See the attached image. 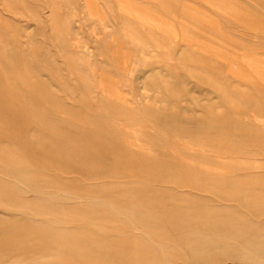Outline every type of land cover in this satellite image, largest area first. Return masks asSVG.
I'll return each instance as SVG.
<instances>
[{
    "label": "rangeland",
    "instance_id": "1",
    "mask_svg": "<svg viewBox=\"0 0 264 264\" xmlns=\"http://www.w3.org/2000/svg\"><path fill=\"white\" fill-rule=\"evenodd\" d=\"M195 1L181 33L120 42L94 34L123 22L115 0H57L75 19L0 0V264H189L177 247L264 241V0Z\"/></svg>",
    "mask_w": 264,
    "mask_h": 264
},
{
    "label": "crops",
    "instance_id": "2",
    "mask_svg": "<svg viewBox=\"0 0 264 264\" xmlns=\"http://www.w3.org/2000/svg\"><path fill=\"white\" fill-rule=\"evenodd\" d=\"M41 1V0H40ZM48 3H52L50 7L52 8L53 18H67V19H75V15L73 13L67 14L65 13V2L64 4H57V0H42ZM67 4L70 3L72 6L76 7V4L78 0H66ZM108 9H113V0H104ZM118 2L119 10L121 11V19L122 23L118 24L115 22H112V24L104 22L102 23L101 26H103L102 30L95 31L96 35H108V36H115V38L120 41V42H125L127 41L128 36H133V35H142V34H165V33H172L180 27H174L175 24H183V22H187L188 19V14H189V9L191 8L194 10L192 7L189 6V3L192 2L193 0H115ZM204 1V0H203ZM181 2V3H179ZM197 4V0L193 4ZM213 3L217 4V7H219V0H213ZM143 5V6H142ZM178 8L181 9V11H184L186 16H181L178 17L177 15L174 14L175 10ZM146 10L147 15L138 17L132 15L133 11H141V10ZM152 9L155 10L156 12L162 13L163 16H171L174 20H171V22L165 23L161 22L160 20L156 19L155 16L158 15L152 13ZM68 10V9H67ZM60 12H63V14H59ZM162 11V12H161ZM57 15V16H55ZM199 15V14H197ZM154 16V17H153ZM200 16L203 18V13L200 14ZM153 19V20H152ZM176 19H181L180 21L183 22H178ZM152 21L155 23L152 24ZM204 22V18H203ZM215 25V23H214ZM112 27L110 31L106 30L108 27ZM218 27V24H216ZM175 29V30H174ZM102 34H101V32ZM180 31H176L175 33H179ZM94 33V34H95ZM181 33V32H180ZM121 38H119L118 36Z\"/></svg>",
    "mask_w": 264,
    "mask_h": 264
},
{
    "label": "bare ground",
    "instance_id": "3",
    "mask_svg": "<svg viewBox=\"0 0 264 264\" xmlns=\"http://www.w3.org/2000/svg\"><path fill=\"white\" fill-rule=\"evenodd\" d=\"M238 1V0H237ZM236 1V2H237ZM221 2V1H220ZM234 2V1H233ZM230 3V2H229ZM228 3V4H229ZM212 4V3H211ZM215 4V3H214ZM234 4H235V2H234ZM227 5V4H226ZM226 5H224V6H226ZM229 5H231V4H229ZM229 5H227V6H229ZM223 6V7H224ZM232 6H234V5H232ZM231 6V7H232ZM230 7V6H229ZM237 7V6H236ZM251 7V6H250ZM221 8V7H220ZM225 8H227V7H225ZM232 9V8H231ZM230 9V10H231ZM219 11H220V9H219ZM232 12H234V10H232ZM222 13V12H221ZM229 14H230V11H229ZM232 14V13H231ZM204 16V15H203ZM249 18V17H248ZM212 20V19H211ZM247 20V19H246ZM185 22V21H184ZM183 22V23H184ZM218 22V21H217ZM205 23V22H204ZM217 24V23H216ZM246 24V23H245ZM191 27V26H190ZM224 27V26H223ZM192 28V27H191ZM225 28V27H224ZM261 29H263L262 27H260ZM186 29V28H185ZM184 29V30H185ZM261 29H257V30H259V31H261ZM183 30V31H184ZM229 30V29H228ZM264 30V29H263ZM198 31V30H197ZM231 32H232V30H230ZM262 32V31H261ZM186 33V32H185ZM235 33V32H234ZM264 33V32H263ZM96 34V33H95ZM101 34H102V32H101ZM183 34V33H182ZM242 35V34H241ZM99 36V35H98ZM177 36V35H176ZM182 37V36H181ZM194 37V36H193ZM188 38V37H187ZM248 38H250V37H248ZM26 39V38H25ZM94 40H95V38H94ZM98 40V39H97ZM180 40V39H179ZM191 40H192V38H191ZM77 41V40H76ZM194 41V40H193ZM192 41V42H193ZM202 42V41H201ZM195 43V42H194ZM197 43V42H196ZM185 45V44H184ZM211 45V44H210ZM205 46V45H204ZM197 47V46H196ZM204 50V49H203ZM216 50V49H215ZM210 51V50H209ZM227 51V50H226ZM217 52H221V51H217ZM227 54V53H226ZM246 54V53H245ZM228 55V54H227ZM237 55V54H236ZM223 56V55H222ZM212 57H214V56H212ZM234 56H232V58H233ZM217 58V57H216ZM219 59H221L220 57H219ZM260 58H258V60H259ZM233 62V61H232ZM232 65V64H231ZM233 66V65H232ZM236 66V65H235ZM251 68V67H250ZM257 68V67H256ZM246 69V68H245ZM235 71V70H234ZM132 72V71H131ZM237 73V72H236ZM243 73V72H242ZM244 73H245V71H244ZM250 73V72H249ZM248 74V73H247ZM246 76V75H245ZM250 77H251V74H250ZM254 77V76H253ZM253 77H252V79H253ZM257 77H259V75H257ZM257 77H254L255 79H257ZM242 79V78H241ZM260 79V78H259ZM259 79H258V81H259ZM250 80V79H249ZM260 81H262V80H260ZM259 81V82H260ZM264 81V80H263ZM263 81L261 82V83H263ZM119 91V90H118ZM121 91V90H120ZM126 92V91H125ZM124 91H123V93L122 94H124L125 93ZM119 95V94H118ZM121 95V94H120ZM114 97V96H113ZM128 100V99H127ZM145 100V99H144ZM143 101H141V103H142ZM126 103V102H125ZM129 103H131L130 101H129ZM125 105V104H124ZM133 105V104H132ZM128 106V105H127ZM169 114V113H168ZM165 115V114H164ZM163 116V114L160 116V118ZM169 116H167V118H168ZM171 117V116H170ZM163 118V117H162ZM166 118V117H165ZM164 118V119H165ZM185 122H186V120H185ZM193 122V121H192ZM190 123V122H189ZM191 124V123H190ZM195 124H197V123H195ZM194 125V124H193ZM196 126V125H195ZM174 141V140H173ZM188 155V154H187ZM4 168V167H3ZM169 170V169H168ZM263 173V172H262ZM7 174V173H6ZM14 175V174H13ZM9 176V175H8ZM165 178V177H164ZM12 180V179H11ZM16 181V180H15ZM19 183V182H18ZM16 185V184H15ZM19 185V184H18ZM18 185H16V186H18ZM165 186V185H164ZM171 186V185H170ZM174 186V185H173ZM22 187V185L21 186H18V188H21ZM26 188V187H25ZM176 188V187H175ZM26 189H28V188H26ZM29 191H31L32 192V190H30L29 189ZM22 192V191H21ZM55 192H57V191H55ZM38 193H41V192H38ZM49 193H53V192H49ZM49 193H48V196H49ZM21 194H23V192L21 193ZM43 194H45L44 196H47V194L46 193H43ZM54 194V193H53ZM52 194V195H53ZM60 194H61V192H60ZM67 194V193H66ZM69 194V193H68ZM24 195V194H23ZM52 195H51V197H52ZM55 195V194H54ZM50 197V196H49ZM50 197V198H51ZM55 197V196H54ZM73 197H77V196H75V195H73ZM85 197H87V196H85ZM89 197V196H88ZM87 197V198H88ZM90 197H92V196H90ZM60 198V197H59ZM79 198H81L82 199V197H79ZM93 198V197H92ZM53 199V198H52ZM57 199V198H56ZM62 198H60V200H61ZM83 199H84V196H83ZM90 199V198H89ZM93 199H95V198H93ZM55 200V199H54ZM59 200V199H58ZM65 199H63V201H64ZM92 199H90L89 201H91ZM98 200V199H97ZM66 201V200H65ZM64 201V202H65ZM103 201V200H102ZM57 202V201H56ZM71 201H69V203H70ZM73 202V201H72ZM98 203H99V200H98ZM104 203H105V201H104ZM103 203V204H104ZM102 204V203H101ZM106 204H108V206H109V203H106ZM224 204H226V203H224ZM229 204V203H228ZM105 205V204H104ZM105 207V206H104ZM109 208V207H108ZM113 208V207H112ZM110 209V210H113V209ZM117 208V207H116ZM121 208V207H120ZM119 208V209H120ZM122 208H124L125 209V207H122ZM121 208V209H122ZM127 208V207H126ZM128 209V208H127ZM115 212V211H114ZM116 213V212H115ZM114 214V213H113ZM162 215V214H161ZM119 217H120V215H119ZM171 217V216H170ZM263 217V216H262ZM262 217H261V219H262ZM257 220V219H256ZM256 220H255V222H256ZM260 221V220H259ZM167 222V221H166ZM132 223V222H131ZM39 224V223H38ZM134 226V225H133ZM134 228H136V227H134ZM141 232V231H140ZM143 233V232H142ZM145 235V234H144ZM206 235V234H205ZM147 237L149 236L148 234L146 235ZM150 237V236H149ZM148 237V238H149ZM243 238L240 240V241H238V242H236V243H229V242H226V239L225 238H217V237H214V238H212V242H211V244H210V246H205V247H201V248H198L195 252H191V251H186V250H184V249H179L178 247H177V250H178V254L181 256V257H183L184 259H187L188 260V262L187 263H189V264H192L191 262H193V264H195V263H197L198 261H200V262H198V264H203L204 262H206V263H209V264H214L215 263V261H210V259L211 258H213V257H215L217 254H224V255H227V256H231V257H235V256H239V257H243V258H245V259H247V260H245V261H247V263L248 264H264V241H261V240H259V239H255L254 238V236H252V235H244V236H242ZM153 242V241H152ZM172 245V244H171ZM170 244H168V246H171ZM174 246H176V245H174ZM164 248H165V246H164ZM257 251H261L262 252V254H261V257L259 258V259H255V260H253L252 259V254L253 253H256ZM170 254V253H169ZM166 256V255H165ZM78 260L79 259H77L76 261L78 262ZM165 260V259H164ZM169 259L167 258V260L166 261H168ZM165 261V262H166ZM69 262V261H68ZM83 262V261H82ZM81 262V263H82ZM87 262V261H86ZM91 262V261H90ZM70 263H71V261H70ZM81 263H79V264H81ZM170 263H171V260H170ZM71 264H73V263H71ZM76 264H78V263H76ZM142 264H152V261H147L146 263L144 262V263H142ZM173 264V263H172Z\"/></svg>",
    "mask_w": 264,
    "mask_h": 264
}]
</instances>
